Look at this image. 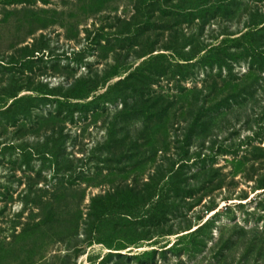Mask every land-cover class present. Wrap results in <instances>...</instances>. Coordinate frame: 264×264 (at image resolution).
<instances>
[{"label": "rangeland", "instance_id": "rangeland-1", "mask_svg": "<svg viewBox=\"0 0 264 264\" xmlns=\"http://www.w3.org/2000/svg\"><path fill=\"white\" fill-rule=\"evenodd\" d=\"M219 2L0 0V264H264V0Z\"/></svg>", "mask_w": 264, "mask_h": 264}, {"label": "trees", "instance_id": "trees-1", "mask_svg": "<svg viewBox=\"0 0 264 264\" xmlns=\"http://www.w3.org/2000/svg\"><path fill=\"white\" fill-rule=\"evenodd\" d=\"M234 2H236V0H231V2L229 1V0H227V2H219L218 3V5H217V9H218V11L220 12V13H223L225 16H229V13L231 12V8H232V5H234L235 3ZM205 12H208L207 10L205 11ZM259 23V24H258ZM263 26L261 29H263L264 28V20H260V22H255V24H254V26ZM258 32V31H257ZM254 33H256V31L255 30H252L251 31V33H250V36H255L256 34H254ZM193 57L194 56H191V57H188L187 58V60H185L186 62H190V61H193L194 59H193ZM201 60L202 61H205L206 60V58H201ZM85 91V89H83L82 90V94H80L79 96H77L76 97V99L77 100H84V99H88L89 98V95H91V93H93V92H95V91H89V92H84ZM106 213H107V211H106ZM108 215H111V214H104V216L105 217H107ZM130 216V215H129ZM208 222V221H207ZM206 222V223H207ZM206 223L205 224H203L202 226H200L197 230H201V229H203L204 228V226L206 225ZM196 230V231H197Z\"/></svg>", "mask_w": 264, "mask_h": 264}]
</instances>
